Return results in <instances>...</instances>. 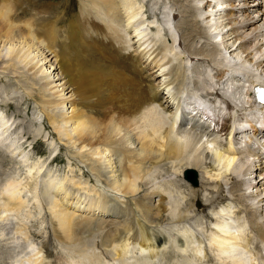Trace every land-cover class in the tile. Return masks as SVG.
I'll return each instance as SVG.
<instances>
[{"label": "bare ground", "instance_id": "obj_1", "mask_svg": "<svg viewBox=\"0 0 264 264\" xmlns=\"http://www.w3.org/2000/svg\"><path fill=\"white\" fill-rule=\"evenodd\" d=\"M24 1L0 0V57L5 55L1 61L23 63L28 66L27 70H32L31 74H38L37 79L44 89L55 90L53 94L56 99L42 100L43 104H54L57 108L70 103L68 114L58 111L59 114L54 116L53 112L46 111L45 115L50 121L48 123L60 135L69 137L73 133L80 148L88 146L85 150L89 151L83 154V149L80 155L77 153V157L79 160L82 158L94 178L102 175L97 166L103 169V164L102 171L112 178L103 179L102 182L113 192L136 197L134 205L143 212L144 219L151 218L153 214L159 217L164 211L168 213V218L176 219V202L172 203L171 199L180 195L185 198L179 197L180 204L189 198L188 209L193 213L212 209L213 204L222 203L219 208L223 210L234 205L237 215L243 216L244 222L247 220L255 230V239L260 242L255 244L257 260L264 264V107L253 104L249 89L243 90V86L253 83L254 78H259L264 84V0H193L192 4L182 5L184 18L178 23L174 22L173 26L181 29L178 37L171 25L165 29L167 22L161 23L166 18H173V10L167 6L158 8V12L153 11L152 15L157 26L149 28H156L161 37L165 34L171 39V44L163 38V42L156 47L149 43L154 34L148 37V33L143 32L146 20L139 21L137 17L144 7L141 1L80 0L79 15L63 26H59L58 17L50 16L49 4L44 6V2H40L41 7L38 4L29 9L31 12L22 7ZM186 14L194 18H187ZM119 15L123 17L118 18ZM129 28L132 30L130 35L127 32ZM135 36H138L137 39H134ZM66 38L71 40L67 42ZM2 47L3 50L6 47L3 54ZM169 59L174 63L166 68ZM170 73L174 78L169 77ZM58 74L59 77L54 79ZM159 75L163 78L154 82ZM99 77H104L114 93L101 91L103 84L97 83ZM56 80L63 82L55 83ZM173 84L178 87L174 88ZM65 89L74 98L64 97L67 93H64ZM105 94H109V99L104 97ZM198 98L204 99L201 101L203 103L211 104L218 117L223 119L220 130L214 131L212 121L201 119L197 105L192 108V112L196 110L194 114L189 111ZM2 120L0 115V128L4 125L3 131L0 130V145L4 146L7 137L5 135L2 139L1 135L6 133L9 126L6 128ZM58 120L65 129L56 125ZM132 137L137 141L136 145ZM233 140L236 144L243 142V146L233 147ZM137 145L139 147L135 148ZM116 152L123 154V181H119L115 174L117 169L112 155ZM84 155L98 163L83 159ZM0 158H4L2 153ZM148 161L155 168H149L150 171L146 169L148 172H145ZM160 168L165 169L164 173L169 171L173 179L156 185L153 181L160 175ZM32 169L28 168L27 171H33L31 176L25 173L20 180L3 185L5 199L0 202V219H3L4 211L24 207L26 201L21 193L24 187L29 189L32 199L35 197L41 175H38L39 169L35 165ZM189 169L197 173V185L193 186L183 179L184 171ZM73 182V192L76 191V194L68 193L65 186H51L54 183L42 185V191L46 190L53 203L51 212L55 234L60 239L74 242L79 239L75 236L79 232L76 228H80L83 222L82 227L95 225L86 215L99 212L119 214L123 206L116 193L108 195V192L94 186L85 187L84 184L88 182L82 175H78ZM155 198L157 205L151 203V199ZM197 201L199 207H195ZM110 202L121 203L120 209L111 210ZM130 207L133 209V206ZM210 212L213 213L214 223L213 241L210 240V243L213 242L215 254L226 258L224 254L237 248L236 243L241 237L246 238L248 245L252 243L251 236L229 231V221L223 211ZM80 220L83 222L79 224ZM147 224L143 221L139 223L137 219L133 233H128L132 229L129 224H125L120 234L110 233L112 241L117 234L120 238L119 243H114L115 254L122 260L126 256L131 258L126 264H150L155 257L167 253L181 241L179 228L170 233ZM181 236H184L185 248H189L192 239L186 236V232ZM127 242L134 247L140 245L138 250L142 252L139 256L129 253L130 245ZM129 254L131 256L128 257ZM213 257L217 258L215 255ZM231 261L222 260L219 263L245 264L241 253Z\"/></svg>", "mask_w": 264, "mask_h": 264}, {"label": "rangeland", "instance_id": "obj_2", "mask_svg": "<svg viewBox=\"0 0 264 264\" xmlns=\"http://www.w3.org/2000/svg\"><path fill=\"white\" fill-rule=\"evenodd\" d=\"M137 1H141L140 3L144 4V7L143 10L141 9V12L137 16L139 17V19L137 17L136 18L139 21L146 20L145 25L147 27L145 26L143 32L148 33L147 34L148 37H152V34H154L153 36H155L153 39H151L150 42L149 41L146 42L151 43V45L155 44L154 45L155 47L159 42L161 43L163 42V38L165 41H167L168 44H171V39L165 36V34L164 37L163 35L162 37L158 35L156 28L150 30L149 28L150 26L152 25L157 26L155 24L154 17H152L153 11L158 12V8L163 9V7L165 6L173 10L174 12L173 18L170 15V19L172 18L171 20L169 19L167 20L166 18L165 20H162L161 23L164 24L167 22V24H165L166 26L165 29L168 28L169 25H171L170 26L171 29L174 28L173 30H175V33L178 37L179 34L181 33V29L178 30L177 27L175 28L173 26L174 22L178 23L184 18L183 14H185V11H183L182 5L193 3V0L192 1L191 0H180V1L179 0H137ZM31 2H29V0H25L22 7L24 9H27L28 11L32 7L38 6L40 2L41 3L44 2V6H46V4H49L50 12H52L50 16L53 17L55 15L56 17H58L59 26H63L64 23H67L68 20L70 21V19L75 18L77 15H79L80 12V10H78L80 0H31ZM36 2L37 4L35 5ZM64 3L65 6H63ZM154 8L156 10H154ZM62 10L66 12H63ZM29 11L32 12V10ZM157 14L159 16V13ZM114 16L115 15H113L112 17ZM122 17L123 15L118 16V18H122ZM186 17L194 18V16H189L188 14H186ZM163 24L161 25L162 27L164 26ZM127 32L129 33V35L132 34V30L130 28L127 29ZM137 37L138 36H135L134 39L135 38L137 39ZM140 37L141 36H139V39ZM70 40H71L70 38L69 39L66 38L67 42H69ZM181 44L179 46L181 47V51H182ZM5 48L6 47H4V50H6ZM2 50L3 47L1 48V53L2 54L5 53V51ZM94 50H96V48H94ZM4 56L5 55H2L1 57L3 58ZM1 57H0V115L1 117H3L2 123L6 124V128L7 126H9V129H7L6 133L1 135L2 139L5 138L6 135L7 140L6 138L4 139V143H3L5 144L4 146L0 145V153H2L4 157V158H0L1 160L0 161V202L2 203V201H4L3 199H5L3 197L4 194L3 185H5V183L9 181L20 180L25 176V173L30 174L31 172L34 171L32 169V166L35 165V168L37 167V170L39 169L38 175H41V177L40 178L38 177V180L40 181L39 183L40 186H38V192L36 193L37 196L34 194L35 197L32 199L31 198L32 195H30L31 193L30 191H28L29 189L27 187L26 188L24 187L21 191L22 197L26 201L24 203V207H22L20 210L18 209L7 210L9 212L4 211L2 214L3 219H0V264H126L127 261L129 262L128 259L131 258H127L126 256L122 260L120 257H118L115 254L116 248L114 247V243L115 244L117 242L119 243L118 240L120 238L118 239V234H117L115 236V240L112 241L111 234L112 231L115 233L119 232L120 234L121 231H123L125 224H129L132 226V229L128 233H133L137 227L136 225L137 219L139 223H141L142 221L144 223L148 222L147 225H149V227L155 229H161L163 231H167L170 233L177 231V229L179 228L178 230L180 231L179 234L182 235V233L184 234V232H186V236L192 239V243L190 247L185 248L184 246L185 243H183L184 236L182 237L180 235L179 240L181 241L178 242L179 244H174L169 251L167 250L169 253L165 252V254L163 253L160 256L155 257L156 260L152 258L154 259V261L152 260L150 264H217V263L220 264L219 261L222 260L224 261L232 260L230 262L232 263L234 259L238 258L239 253L244 255L245 264H260L261 260L259 259L258 261L257 260L258 257L256 256L257 254L256 253L257 246L255 245L257 242V240L255 239L256 232L254 229L251 228L247 220L246 222H244L245 218L243 216L237 215V210H236L237 208L234 205L231 207H227L223 210L222 208H219L222 205V203L219 204L212 203L213 205L210 207L212 209H207V210L204 209L203 211H196L195 213H193L192 210L188 209V203H190L189 198L186 199V201L181 199L182 204H180L179 199L182 197L180 195V196H174L171 199V201H173L172 203L176 202L174 204L177 209V210L175 209V214H177L176 211H178L177 214L178 216L176 215L177 217H174L176 219L173 218L174 220H172L170 219V217L168 218L167 217L168 213L166 211H164L163 215L159 217H154L155 215L153 214V216H151L152 219L151 218L144 219L143 212L140 210L139 207L137 208L134 205V199L136 197H127V196H123L120 193L118 194V192L115 191L113 192V190H109L107 186L104 184V182H102L103 179L110 180L112 178L111 176H108L109 173L107 174L102 171L104 169L103 164H102L103 169H101L100 168L101 166L97 164L98 165L97 167L99 168V171L102 174L100 175L101 177L99 176L98 178H94L93 174L89 170V167L86 165V163L84 164V162H82L81 157L80 160L82 163L80 162L78 158L79 156L77 157V153L78 155H80L79 153L82 152H84L83 154H85L86 151H89V150H85L88 149V146H86V148L84 147L80 148L78 145V141L77 142L75 141V134L72 135L73 133H71L69 137L67 135L62 136L60 135V133H58L56 130L53 129V126L50 125V123H48L50 121L48 117L45 115L46 111H49L51 113L53 112L52 114L54 116L59 114V112H64L67 114L70 113L71 107L68 108V106L70 105L69 102L67 103L68 100L66 99V103H67V105H65L66 107L60 105L59 107L57 106L56 108L54 107L56 106L54 104L52 105L45 103L43 104L42 100L44 101L45 99H50V98H53V100L54 98L56 99V95L53 94L55 90L44 89L42 87L43 84H41V82H39L37 79L38 74L37 75L31 74L32 70H27L28 66H25L23 65V63H19L16 61L13 62L11 61L12 63L1 61ZM4 59L5 58H3V60ZM171 59H169L170 63H167L166 68H170L172 62L174 63L175 59H173L174 61ZM146 62L147 61H144V63ZM166 68L164 69V71H166ZM160 69L159 72H161ZM202 70L205 69L202 68ZM171 75L172 74L170 73L169 77ZM58 77L59 74L56 75L54 79ZM171 77L174 78V75ZM161 78L163 77L159 75L153 81L158 82V80ZM98 79L99 81L97 80V83L102 82L103 84L101 91L108 90L110 92L111 90H113L112 87L110 88L108 82L104 80V77H99ZM57 82L62 83L63 80L61 81L56 80L55 83ZM97 86L99 87V85ZM48 87H50V85H48ZM176 87H178V85L176 86L175 84L174 88ZM5 88L8 90H5ZM59 88H61V86H59ZM67 90L68 89H65L64 93L67 92ZM164 90L163 92L165 94L166 89ZM111 93H114V91H111ZM105 95L106 96L104 97L106 99L107 98L109 99V94H105ZM64 97H67L68 99H72L74 98V95H71V92H67L64 94ZM112 97H114L113 94ZM199 97H203V96L200 95ZM56 125L57 126L61 125L60 127L65 129L64 128L65 126L63 124H60L59 120L56 121ZM3 126L2 128H0L1 132L4 129ZM67 129L70 128L67 127ZM132 140L134 142L133 144L136 145L137 141L135 140L134 137H132ZM6 142L7 143L9 142L8 145L10 146H8ZM138 147L139 145H137L135 148ZM113 155L112 158L113 161H115L114 165H116L115 169H117V171L115 172V174H117L116 178L119 177L118 178L119 181H123L124 177L121 173L123 154L121 152H116V154ZM95 156L98 157L99 155L98 156L94 155V157ZM82 157L83 159H87L89 162L94 161V160L92 161V159H88L89 157L86 155ZM100 160H102V158H100ZM162 161L164 162L165 160ZM96 163L98 162L94 161V164ZM152 165H153L152 162L148 161L145 164V166H147L146 168H144L145 172H148L146 171V169L149 170L150 168V170H152L151 168H155L152 167ZM28 168L29 169L31 168L33 171L31 170V172H27ZM160 169L162 171L158 173L160 175L156 176V179L153 181V184L156 183L165 184V182H168L169 180L173 179V175H171L169 171L168 173L166 172L164 173L165 169L164 168H160ZM157 172L159 171L157 170ZM77 174L82 175L83 178H85V181L87 180L88 183H86L87 185L84 184L85 187L89 188L91 186H94L96 189H99L102 192L105 193L108 192L107 193L108 195H112L116 193L117 194V195L115 194L116 197L119 196L118 198L122 202L123 207H121V209H123L124 212L122 211L121 213L114 215L100 214V212L98 214L86 215V217H88V219L91 220V223L95 225L91 226L89 224V226H87L85 224L86 226L82 227L84 222L80 220L79 224L81 222H83V224L80 225V228L79 227L76 228V231L78 230L79 232H77L75 235L78 236L79 239L73 237L75 240L76 239L78 240L73 242L71 241V239H64L62 237L60 239V237L55 234V227L53 228L54 224L52 223L54 221L51 212L52 210L51 206L53 205V203L50 202L51 200L49 198V194L46 193V190L42 191V188L44 189L43 186H45L47 183H54L51 184V186L57 185L60 186L61 188L65 186V188H67L66 191L68 193L76 194V191L73 192L75 189L73 188V186L75 187L73 181L77 180L78 178ZM29 176H31V174ZM196 178H197L196 182L198 184L197 173H196ZM183 179H185L184 173H183ZM185 181L187 180L185 179ZM187 182L190 183L189 181ZM61 192L62 194L64 193L63 190H61ZM219 192H221V190ZM55 198L59 199L58 196H55ZM156 199L157 198H155V200L151 199V203L157 205L158 201ZM73 200L75 199L73 198ZM177 202H179V204ZM198 202L199 201L195 203V207H199ZM110 203L112 204L111 210L114 211L120 209L119 204L121 203L119 204L117 202H110ZM130 205L133 206V209L130 207ZM153 207L154 206H152V208ZM1 208H2V204H1ZM179 210H181V212H179ZM209 210L210 211L214 210V212L219 211V213L223 211L224 217H226L227 220L229 221V225H230L229 231H231L234 234L243 235V233H245L247 237L248 235L251 236L252 243L248 245L247 243H245L246 238L241 237L238 240L239 242L236 243L237 248H232L233 251L224 254V256L227 259L224 258L223 256L215 254V252H213V247H212L213 242L210 243V240L213 241L211 239V236L213 235L212 227L214 224L213 216H212L213 213L210 212ZM152 212H155V210L152 209ZM241 214L243 215L244 212H242ZM171 227H173V229H171ZM110 228L111 231L109 230ZM107 230H109L110 232ZM62 239L63 241H61ZM107 239L109 242L107 241ZM111 241L113 244L111 243ZM129 241H131V239ZM208 243L212 245L209 246ZM257 244H260V242H257ZM129 245H128L129 253L131 252L130 254L139 256L140 252H142L138 250L139 248H141L140 245L138 246L135 245V247L131 243ZM193 251H195V253ZM135 252L136 254H134ZM130 254L128 255V257L131 256ZM219 254H221V252ZM214 255L217 258L221 257V259L220 258L217 259L213 257ZM213 258H215L216 260H213Z\"/></svg>", "mask_w": 264, "mask_h": 264}, {"label": "water", "instance_id": "obj_3", "mask_svg": "<svg viewBox=\"0 0 264 264\" xmlns=\"http://www.w3.org/2000/svg\"><path fill=\"white\" fill-rule=\"evenodd\" d=\"M184 178L189 181L191 184L195 185L196 182V172L194 170H187L184 172Z\"/></svg>", "mask_w": 264, "mask_h": 264}]
</instances>
